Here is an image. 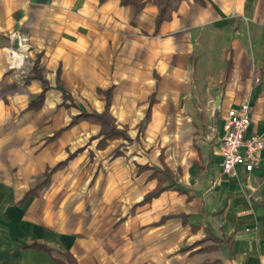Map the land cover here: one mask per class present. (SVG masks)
I'll return each mask as SVG.
<instances>
[{
	"label": "crops",
	"instance_id": "1",
	"mask_svg": "<svg viewBox=\"0 0 264 264\" xmlns=\"http://www.w3.org/2000/svg\"><path fill=\"white\" fill-rule=\"evenodd\" d=\"M158 12L153 0H0V264H57L33 240L79 264H264V148L228 174L216 147L244 101L248 133L264 136V0ZM33 66L48 84L35 107ZM106 89L128 139L68 126L104 110Z\"/></svg>",
	"mask_w": 264,
	"mask_h": 264
},
{
	"label": "trees",
	"instance_id": "2",
	"mask_svg": "<svg viewBox=\"0 0 264 264\" xmlns=\"http://www.w3.org/2000/svg\"><path fill=\"white\" fill-rule=\"evenodd\" d=\"M145 0H121L123 4H132L136 8H140ZM180 0H153L154 3L158 5L159 12L156 18V23H159L161 20L168 18L173 9L176 8L177 4ZM37 66V65H36ZM33 66L34 74L36 77L40 78L43 83V89L38 94V96L30 102V106H36L42 99L45 93V89L48 84L44 76L40 73H37V67ZM104 94L105 97V108L102 111H89V112H80L74 115L68 126L77 122L80 119H88L90 121L96 122L100 124L99 134L103 135V138H115V137H123L129 138V135L124 128H118L115 124L114 116L108 111L111 99V90H100ZM67 96V95H66ZM61 129L56 131L50 138H53L59 134ZM50 170H46L43 174V177L27 192V194L36 193L45 183L48 182L50 176ZM168 185H163L161 181L157 183V185L144 195L142 201H147L154 196H157L162 190L166 189ZM25 247H35L38 249H42L47 251L52 255V258L57 264H79L75 256L67 249L62 247H54L48 245L45 242L33 240L24 245Z\"/></svg>",
	"mask_w": 264,
	"mask_h": 264
},
{
	"label": "built area",
	"instance_id": "3",
	"mask_svg": "<svg viewBox=\"0 0 264 264\" xmlns=\"http://www.w3.org/2000/svg\"><path fill=\"white\" fill-rule=\"evenodd\" d=\"M250 105L247 101L227 109L222 124L223 133L217 136V151L221 156L222 169L228 174L236 173L240 165L250 172L258 163L264 148V136L257 132L248 133Z\"/></svg>",
	"mask_w": 264,
	"mask_h": 264
}]
</instances>
